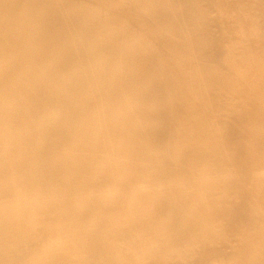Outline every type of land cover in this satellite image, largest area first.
<instances>
[{
  "label": "bare ground",
  "instance_id": "obj_1",
  "mask_svg": "<svg viewBox=\"0 0 264 264\" xmlns=\"http://www.w3.org/2000/svg\"><path fill=\"white\" fill-rule=\"evenodd\" d=\"M129 251L264 264V0H0V264Z\"/></svg>",
  "mask_w": 264,
  "mask_h": 264
},
{
  "label": "rangeland",
  "instance_id": "obj_2",
  "mask_svg": "<svg viewBox=\"0 0 264 264\" xmlns=\"http://www.w3.org/2000/svg\"><path fill=\"white\" fill-rule=\"evenodd\" d=\"M52 123L54 122V121H52L51 119H49ZM97 184V181H94V180H92V182H90V186H95ZM87 185V184H86ZM150 191H153V189L151 190L150 189ZM159 205H163V203L161 202V203H159ZM168 239V236H164V235H161V241L160 242H158V243H156L157 245H161L164 241H166ZM117 246H118V251H119V254L121 255L122 254V249H120L119 250V248H120V244L118 243L117 244ZM129 249H133L132 247H130ZM127 254H129V256L131 257V259L133 260V263L132 264H134V253H132V252H127ZM120 255H118L117 257H114L113 258V261H116L117 260V258H119L120 257ZM119 261V260H118ZM143 261L144 262H146V263H151V262H153L152 260H149V259H143ZM105 262H109L107 259L105 260ZM136 264V263H135Z\"/></svg>",
  "mask_w": 264,
  "mask_h": 264
}]
</instances>
